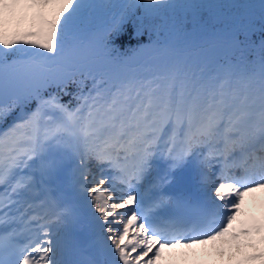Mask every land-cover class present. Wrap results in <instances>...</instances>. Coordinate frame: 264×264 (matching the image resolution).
I'll return each mask as SVG.
<instances>
[{
	"label": "snow or ice",
	"instance_id": "snow-or-ice-1",
	"mask_svg": "<svg viewBox=\"0 0 264 264\" xmlns=\"http://www.w3.org/2000/svg\"><path fill=\"white\" fill-rule=\"evenodd\" d=\"M257 191L264 0H0V264H264Z\"/></svg>",
	"mask_w": 264,
	"mask_h": 264
},
{
	"label": "rangeland",
	"instance_id": "rangeland-1",
	"mask_svg": "<svg viewBox=\"0 0 264 264\" xmlns=\"http://www.w3.org/2000/svg\"><path fill=\"white\" fill-rule=\"evenodd\" d=\"M242 205L237 220L233 222L234 229H239L242 225H250L253 222L259 225H264V191H257L256 193L250 194L249 198L245 199ZM262 237H264V232L254 233L250 239L255 247H249L246 251L248 253H253L263 250L262 243H260ZM197 253L196 257L190 255L189 260L196 259L206 261L207 264H235V260H229L228 257L220 258L217 256L209 257L200 255L199 249L197 250ZM256 264H258V262H256Z\"/></svg>",
	"mask_w": 264,
	"mask_h": 264
},
{
	"label": "trees",
	"instance_id": "trees-1",
	"mask_svg": "<svg viewBox=\"0 0 264 264\" xmlns=\"http://www.w3.org/2000/svg\"><path fill=\"white\" fill-rule=\"evenodd\" d=\"M253 39L256 40L257 42H259V39H260V33L257 32L256 35L253 36ZM70 99H71V97H68V96L63 97V100H64L65 102L69 101ZM262 248L264 249V243H262ZM258 264H259V262H258Z\"/></svg>",
	"mask_w": 264,
	"mask_h": 264
},
{
	"label": "bare ground",
	"instance_id": "bare-ground-1",
	"mask_svg": "<svg viewBox=\"0 0 264 264\" xmlns=\"http://www.w3.org/2000/svg\"><path fill=\"white\" fill-rule=\"evenodd\" d=\"M178 179H179V174H178ZM180 187H183V185H182V184H178L173 190H176L177 188H180ZM249 195H250V194H249ZM249 195H247V196L245 197V199L249 198ZM242 206H243V205H242ZM179 251H181V250H180V249L174 250L175 253H177V252H179ZM162 264H166V261H162Z\"/></svg>",
	"mask_w": 264,
	"mask_h": 264
}]
</instances>
